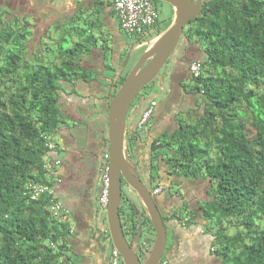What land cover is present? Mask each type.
Segmentation results:
<instances>
[{
    "label": "trees",
    "instance_id": "1",
    "mask_svg": "<svg viewBox=\"0 0 264 264\" xmlns=\"http://www.w3.org/2000/svg\"><path fill=\"white\" fill-rule=\"evenodd\" d=\"M12 1H0V9L5 8L0 18L7 19L0 20V264H81L83 245L89 244L90 230L99 220L98 235L101 240L104 236L111 240L105 231L106 207L102 203L97 207L93 199L96 188L100 199L105 187L108 139L104 145L98 143L97 131L91 128L86 112L75 117L78 122L70 127L78 143L63 148L64 158L59 157V148L51 147L50 139L58 137L60 128L67 124L61 105L67 84L86 86L85 95L74 91L71 96L72 111L73 106L79 108L82 104V109L94 110L87 102H97L102 86L109 89L110 96L115 94L127 76L123 74V46L119 43L115 47L113 37L114 45L110 47V34L96 37L79 25L80 17L88 12L85 20L90 27H108L100 17L105 0H78L69 13L66 4H56L54 0H22L17 6L21 9ZM203 3L201 14L185 27L182 36L193 48V61L201 60V73L194 76L191 71L189 75L184 72L178 76L182 78L175 77L174 85L164 89L170 94L173 88L179 94L183 90L191 94L196 109L180 110L190 116L187 120L178 117L174 107L166 108L168 113L162 114L165 100L159 103L157 118L162 115L164 123L169 120L168 125L175 122V126L161 123L163 128L153 140V157L167 160L168 195L177 196L179 189L172 193L171 185H180L179 179L194 182L203 178L209 181L212 196L205 200L198 197L196 206L184 201L180 206L166 207L168 214L163 215L166 225L170 220L184 222L183 217L193 223L203 220L206 232L213 234L214 253L221 264H264V0ZM71 22L78 23L80 39L67 47L61 42L60 52L46 63L33 62L40 57L37 53L30 55L39 25L44 24L45 32L38 36V42L48 36L53 23L64 28ZM155 25L154 30L162 32ZM68 32L62 30V41L68 42L64 35ZM147 33L153 34L149 30ZM100 39L103 46L99 48ZM87 53L102 67L84 68L82 55ZM109 53L112 61L109 59L111 64L105 67ZM188 76L194 88H185L182 83ZM177 91L173 96H179ZM148 104L141 100L133 103L132 110L136 116L140 114L137 120H141ZM136 122L127 133L129 143L141 130ZM82 137L90 143L88 149L84 146L87 144L80 146ZM84 160L88 163L84 164ZM62 168H66L65 176ZM158 169L159 165L153 164L151 178L157 185L162 178ZM65 181L70 200L79 197L71 208L56 192L57 184ZM36 186H45L48 191L34 199ZM129 198L127 193L120 215L129 232L138 236L133 247L145 262L154 240L149 230L139 236L138 229L140 220L142 227L150 220L142 214L145 208L134 206ZM56 204L63 209L54 211ZM77 216H82L80 221ZM83 219L87 220L84 228ZM162 260L170 264L167 255Z\"/></svg>",
    "mask_w": 264,
    "mask_h": 264
},
{
    "label": "water",
    "instance_id": "2",
    "mask_svg": "<svg viewBox=\"0 0 264 264\" xmlns=\"http://www.w3.org/2000/svg\"><path fill=\"white\" fill-rule=\"evenodd\" d=\"M163 1L173 5L175 17L170 26L158 34L149 45L139 62L126 76L115 94L111 95L109 99V194L105 212L110 239L113 247L119 252L124 264H159L166 254L168 243V231L163 213L154 200L153 193L148 189L129 157L127 149L128 115L137 95L144 87L157 78L162 68L177 49L185 27L191 21L198 18L204 7L202 0ZM178 85L181 88L183 87L179 82ZM177 93L179 94L178 91ZM139 121L140 117L137 122ZM123 180L140 196L146 215L155 230V242L145 262H142L124 232L120 215L123 199ZM138 234L139 236L142 235V229H139Z\"/></svg>",
    "mask_w": 264,
    "mask_h": 264
},
{
    "label": "rangeland",
    "instance_id": "3",
    "mask_svg": "<svg viewBox=\"0 0 264 264\" xmlns=\"http://www.w3.org/2000/svg\"><path fill=\"white\" fill-rule=\"evenodd\" d=\"M21 1L22 0H14L12 2L16 3V7L17 6L19 7L20 6L19 3H21ZM152 1L155 4V6L157 8V11H158V13H157V22H156L155 27H157L158 30H161L163 32L170 26V24L172 22V19H173V16H174V7L170 3L166 2V1H163V0H152ZM22 6H24V5H22ZM18 9H21V7L18 8ZM1 11H5V8L0 9V13H1ZM7 12L8 11H6V13ZM16 13H18V12H16ZM87 14H88V12H86L85 15L83 14V16L80 17L79 25H80V27H82V29H87L88 31H90L89 34H93L96 37H101V35H105V34H110L111 35V32L109 31L108 27H106L104 25L103 26L90 27V24H87V22L85 20L88 17ZM96 17H97V14L95 16H92L91 19H89V20L95 19ZM0 20L1 21H5L7 19L5 17H1ZM77 24H75L74 22H71L68 25H66V27H64L67 31H69L68 33H66L64 35L67 37V41L70 42V44L68 42H66V41H62L61 40V37L63 35L62 30L64 28L61 27L60 24H56V23H53L51 25V28L49 30L48 36H44L43 39L40 42H38V36L45 32L44 24H40L39 27H38V30H37V34L34 37V39L32 40V42H31V47L33 49H30L32 51L30 55H32L33 53H37L40 57L35 58L33 62L39 61V62L46 63V62L50 61L51 59H53V57H55L56 53L58 54L60 52L59 48H60V43L61 42H63L64 46L67 47L68 45H72V43L74 41L79 40L80 36H79V34H77L79 29H76V27L77 26L79 27V25H77ZM149 31L153 32V34L151 35V38H148L145 42L142 39H138L137 37L128 36L124 32L128 36V38H126L127 47L124 50V53L122 55L123 63L126 62L125 63L126 67H125L124 72H123L124 75L125 74L128 75L130 73V71L135 67V65L139 62V60L141 59V57L145 53L148 45L151 44L154 41V39L159 34L158 32H156V29L154 30V27L149 29ZM149 34H150V32H149ZM107 37H109V35H107ZM109 45H110V42H109ZM98 46H99V48L103 46L101 39L98 42ZM179 48H180V44L178 45L177 49L175 50V54H177V52L179 51ZM100 51H102V50H100ZM110 54L112 55V53H109L107 55L108 59L106 61L105 67H109V65L111 64L110 61H109V59L112 61ZM172 59L173 58L169 59L167 64L162 68V70L159 73V75L157 76V78L152 83H150L149 85H147L146 87H144L142 89V91L137 95V98L135 99L134 103H137L139 100H141V102H147V101H149L151 99H156L159 103H161L163 101L164 96H165L164 93L162 92V89L164 88L163 82L165 80L166 81L165 84H167V85L172 83V79L169 80V79L166 78L167 74L171 70V65L172 64L170 62H172ZM83 64H84V67H89L91 65L90 63L87 64L86 62H83ZM101 67H102L101 63L97 61V63H94L93 69L98 70ZM92 75H98V74H92ZM184 82H185L184 84H187L189 88H194V86H193L194 81H193L192 77L190 78L189 82H187V80H185ZM181 102L178 105L174 104L173 105L174 106L173 109H176L177 112L179 111V113H178L179 116L177 115L178 117H183V118L185 117L188 120L190 116L187 113H185L184 111H180V110H188V109H192V108L196 109V105L191 100H189L188 102L186 101L183 104H181ZM92 109L93 108H91L90 111ZM132 109L133 108L131 107V110H130L129 115H128V123L131 122V118L134 115ZM79 114H82L80 109H76L73 112L67 111L66 114H64L65 117L66 116L68 117L66 125L70 126V127L72 125H74L73 124L74 123V118L77 117ZM93 114L94 113H91L90 115L87 116V118L88 119H92L93 118ZM168 122H169V120H166L165 123H164V121H162V123H164V126L166 124L168 125ZM168 126H170V127L171 126H175V122L174 123H170ZM86 128H87V125H84L83 129H86ZM73 130H74V128H73ZM131 130H132V128H131ZM142 136H143V131L142 130H138L137 137L139 138V137H142ZM50 140H52L51 141V147L59 148V157L60 158H64L66 156V152H65V150L62 149L61 141L59 140V138L57 136H55V137H52V139H50ZM81 144H87V145H84V146H87V149H88V144H90V143L84 137H82L80 139V146H81ZM91 145L95 147L94 144H91ZM76 149H80V148H75V150ZM83 151L85 153H88L86 149H84ZM51 154L53 156H56L52 152H51ZM154 155H155V153H152V156H154ZM147 157H148V159H152V162H153V164L155 166H156V164H160V160H158L156 157H152L151 158L148 154H147ZM83 162H84V164L88 163V162H85V160ZM84 164H82L81 167H83ZM50 166L51 165H49V167ZM105 174H106V171H105V173L103 175V181H104ZM165 181H166L165 183L168 184V180H165ZM153 185L154 186L157 185L156 184V179H155V181H153ZM208 185H209V181H206L203 178H201L199 181H194L192 184H190L189 187L191 188V191L187 194V191H186L185 188H184V191H182L181 188H178L179 185L172 184L171 185V187H172L171 188V192L175 193L176 189H180L181 190V194L179 192V194H177V197H175L172 202H169V199H168V196H167L168 195V191L166 190L165 191V195H166L165 204L167 206H164V207L162 206L163 205V198H162L163 195H161V196L156 195L155 196V200H156V203H158V206L160 207V209L163 208L164 214H168V209H165V208L169 207L170 204H174V205H171V206H180V205H182V203H183L182 201H184V200L180 199V197H184L185 196V199L188 200L186 202H188L189 204H193V206H196L197 205V201H198V197H196V194H203L204 195L205 194V190L208 188ZM163 186L164 185L161 184L158 188H163ZM158 188H156L155 191H159ZM125 190H126V194L129 193V190L127 188H125ZM211 194H212V190H211V187H209V192L207 193V196H209ZM101 198H102V196H101ZM101 198L99 199V191L96 188L95 194L93 196L95 205L98 202H99L98 204L102 203V199ZM136 199H139V197L137 195H136ZM140 209H142V208H140ZM185 212H187V211H185ZM70 217H71L70 218L71 224L75 225L73 217L72 216H70ZM183 219H184L185 223H188V222L191 221L190 218H184L183 217ZM180 221H182V219H178V222H180ZM201 221H203V220H201ZM96 222H97V220H96ZM105 222H106V225H107V219H106ZM201 227H202V225H201ZM203 227L206 228V224H204ZM100 229H101V221L99 220L98 221V225L91 228L90 233H89V239H92V238H96L97 239L98 238L97 237L98 234H100V231H98V230H100ZM144 231L147 233L148 232V228H144ZM151 231H152V229L150 230V232ZM167 231H168V248H169V246L171 245L172 239H173V230L171 229V226L168 223H167ZM151 234L152 233H150V238H151V241H152V240H154V238H153V234L152 235ZM95 241L96 240L94 239V241L89 242V245L87 246V250H92L93 249L94 245L96 244ZM111 243L112 242H109V244H107L108 245V247H107L106 243L103 241L102 245L100 246V252L102 253V255L99 256L100 264H111V254H110V250L108 251L109 247L111 246ZM151 247L153 248V241H152ZM151 249H150V251H151ZM83 250L86 251V249H83ZM92 251H90V252H92ZM165 256H166V254H165ZM165 256H164V258H165ZM94 259H95V263H96L97 260H98V257L96 256V257H94ZM120 264H124V262H122V260H121Z\"/></svg>",
    "mask_w": 264,
    "mask_h": 264
},
{
    "label": "crops",
    "instance_id": "4",
    "mask_svg": "<svg viewBox=\"0 0 264 264\" xmlns=\"http://www.w3.org/2000/svg\"><path fill=\"white\" fill-rule=\"evenodd\" d=\"M56 4H66V10L69 13L71 8L74 7V5L77 3L78 0H54ZM110 6L107 7V2L105 0V4L102 5L101 9V20L102 22H105V25L108 26L112 30L111 36L109 35L110 39V47H113L114 44L115 47H118L119 43L122 44L123 46V52L125 48L127 47V40L128 36L124 33V31L121 29L118 18L116 17L115 10L113 3L111 0H108ZM175 17V11H174V16ZM173 20V19H172ZM114 37V44L112 42V38ZM98 51V50H97ZM99 56V54H98ZM83 62H86L87 64H91L89 67H84L88 70H95L93 69L94 65L92 66V58L93 55L91 54H86L82 55ZM95 63H97L96 59L94 58ZM168 85H166L164 88L166 89ZM86 86L85 85H79L78 87L76 85L72 84H67L66 85V93L63 94L62 98V106H63V111H71L73 112L70 108L72 107V104H70L71 100H74L71 96H73L74 91H77L81 93V95L86 94ZM102 89V95L99 96L97 102L95 104H90L87 102L88 105L93 106L94 110H85L82 109L84 104H82V107L77 108V106H73V108L76 110L80 109L82 113L86 112L87 115L89 113H98V115H94L93 118L91 119V128L94 129L96 132V138L99 140L101 143L104 145V142L107 141L108 139V108H109V89L107 87H101ZM167 91V90H166ZM165 91V92H166ZM190 98V95H187ZM66 101H68L66 105ZM98 103V104H97ZM74 121L78 122V120ZM79 119V118H78ZM89 120L88 118H86ZM133 120V116L131 118ZM164 120V117L161 115L160 117L157 118V123H156V130L154 133L158 132L160 133V130L163 128V125L161 124L162 121ZM134 124V123H133ZM96 129V130H95ZM58 138L61 141V147L62 149L68 145H75L78 142L74 139L73 131L70 129V126H67L66 124L60 128L58 131ZM92 135V133H91ZM74 139V142H72ZM142 140L143 137H141ZM106 147L108 148L107 144ZM139 148V147H138ZM142 148V147H141ZM75 149V148H74ZM101 149H105V147H101ZM139 150H141L139 148ZM143 151V149L141 150ZM56 155V153H54ZM55 157V156H54ZM70 161V159L68 160ZM62 172L64 176L67 174L66 168H62ZM56 192L60 198H62L64 204L71 208V204L75 205V203L79 200V197L76 196L73 199L70 200V190L66 188V181L64 183H59L56 186ZM169 202H172L173 199L175 198L173 195L169 194L168 195ZM177 197V196H176ZM181 199V198H180ZM184 201H188L186 199H182ZM182 201V202H184ZM164 202V199H163ZM99 203V202H98ZM98 203L96 204L97 207H99ZM183 204V203H182ZM170 204L169 207H172ZM193 206V204H191ZM76 206V205H75ZM73 207V206H72ZM171 212V209L169 210ZM85 214V211L83 212ZM78 217V216H77ZM82 218V216H79ZM78 217V220L80 221V218ZM93 217V216H92ZM91 219V216H90ZM84 220V219H83ZM89 222V221H88ZM170 224L171 229L173 230V239L171 242V245L169 248L166 249V255L168 257V260L170 261V264H221L220 259L218 256L214 253L213 249V234L207 233L205 230V227H203L204 223L203 221H196V222H178V220H170L168 222ZM87 225V220H84V222H81V227H85ZM202 225V227H201ZM107 233L109 232L107 229L105 230ZM98 238H92L89 239V241H95V245L92 250H87V246L89 245L88 243L83 245L84 251L82 249V255L84 256V260L81 264H100L99 262V256L102 255L100 252V246L102 245L103 241L107 244L109 242H112L111 240L109 241L107 237H103L101 240V235L97 236ZM112 244V243H111ZM168 246V243H167ZM108 247V245H107ZM112 245L109 247L108 251L111 250ZM92 251V252H90ZM98 257L97 262L95 263L94 257ZM107 263V262H106ZM112 264V261H111Z\"/></svg>",
    "mask_w": 264,
    "mask_h": 264
},
{
    "label": "flooded vegetation",
    "instance_id": "5",
    "mask_svg": "<svg viewBox=\"0 0 264 264\" xmlns=\"http://www.w3.org/2000/svg\"><path fill=\"white\" fill-rule=\"evenodd\" d=\"M0 1H3V0H0ZM179 44H180L179 51L177 52V54H175V52H174V54L171 57V58H173L172 62H170L172 64L171 70L167 74V77H166L169 80L172 79V85H174V83L176 82L175 77H178L180 75H185L184 72H186V74L189 75L190 65H191L193 58H194V51L192 50L193 48L191 47V44L186 43L182 39H181ZM173 78H175V79H173ZM178 78L180 79L182 77H178ZM190 78H191L190 76L187 77V79H186L187 82H189ZM184 81L185 80L182 81L183 84L185 83ZM165 83H166V81L164 80L163 86L165 85ZM184 86H185V88H188L187 84H184ZM163 89H162V92H163ZM177 90L178 89L173 88L171 90V94L168 91L165 92V96H164V100H165V102H164L165 107L164 108H165V110L162 112V114H164L167 111L166 108L167 109L173 108L174 104L178 105V104H180L181 101H182L181 104L185 103L186 101L188 102L189 100L193 101V103H194V99H193L192 95L187 93L184 90L182 91V93L178 97L173 96V94H175L176 93L175 91H177ZM187 95H190V98ZM172 100H174V102H172ZM159 106H160V104L158 102V105H156L153 115L148 119L146 125H144L143 127H140V126L137 127L143 131L142 137L144 140H142L141 137L138 138L134 134L132 141H130V143L127 140V142H128L127 149H128L130 160H131L132 164L134 165V168L140 174L142 180H144L148 189L153 193L154 200H155L156 195H158V196L163 195L162 198L164 199V202H163L162 206L164 207V206H167L165 204V202H166L165 191L166 190L168 191V187H167V184L165 183L166 182L165 180H168V177L170 176V174L168 173L169 171L166 170L167 160L164 157H162L160 159V164H158L159 165L158 171H159V174L162 178L160 179L159 185L154 186L152 178H151V170L153 167V162H152V159H148V157H147V154L151 157L152 153H156L154 151V148H153V140L156 136H158V135H155L156 133H154V132L156 130V123H157V115L155 112L158 110ZM132 111L134 113V116H133V120L131 119V122L128 123V131H130L131 128L132 129L134 128L133 123L135 121H137V117L140 115L139 114L136 116L135 111L134 110H132ZM167 113H168V111H167ZM160 132H161V130H160ZM146 133H150L151 135L148 136V134H146ZM138 147L141 150L143 149V151L139 150ZM164 149H165V147H164ZM169 167H171V166L169 165ZM178 182L181 183L178 188H181L182 191H184V188L186 189L187 194L191 191V188L189 186L193 182H188L185 179H183V180L179 179ZM161 184L164 185L163 188H158ZM209 187L210 186L208 185V188L205 190L204 195L203 194H196V197L202 198V200H205L204 199L205 197H206V199H208L209 196H207V193L209 192ZM122 188H123V195H124V197L122 199V204L125 201V199H124L126 196L125 188H127L129 190V193H128V195L130 197L129 200L132 202V204H134V206L142 208L141 210H143L144 205L140 199V196L137 194V192L133 188H131L127 184V182L125 180H123ZM156 188H158L159 191H155ZM179 192L181 194L180 189H179V191L177 190V194H179ZM136 195L139 197L140 200L136 199ZM184 198H185V196H184ZM181 199H183V197ZM162 213H164V212L162 211ZM142 214L146 215V212L143 210ZM140 221H141V225H140L139 229H142V233H143L144 228H148L149 232L152 229V231L150 233H154L153 238L155 240V230H154L153 226L150 227V225H149L150 223H146V226L142 227V220H140ZM122 224H123L125 235H126L128 241L130 242V244L133 246L135 243V240H136V238H138V236H135L129 232V227L127 225V222L122 220ZM147 224H148V227H147ZM139 229H138V231H139Z\"/></svg>",
    "mask_w": 264,
    "mask_h": 264
},
{
    "label": "built area",
    "instance_id": "6",
    "mask_svg": "<svg viewBox=\"0 0 264 264\" xmlns=\"http://www.w3.org/2000/svg\"><path fill=\"white\" fill-rule=\"evenodd\" d=\"M114 6L116 17L118 18L121 29L131 37L141 36L143 37L149 29H151L157 22V8L152 0H111ZM202 63L200 61H194L191 65V71L194 76H198L201 73ZM157 105L156 100H151L144 110L139 126L143 127L147 124L148 119L153 115L155 107ZM108 158L109 155L107 154ZM109 165L106 169L104 177V190L102 193V205L107 206L108 203V184H109ZM48 191L45 186H36L34 188L33 198H37L39 194L46 193ZM52 209L58 212L63 209L62 205H54ZM68 210H66V213ZM112 263L120 264L121 257L119 252L113 248L112 251ZM159 264H169L167 260H162Z\"/></svg>",
    "mask_w": 264,
    "mask_h": 264
},
{
    "label": "clouds",
    "instance_id": "7",
    "mask_svg": "<svg viewBox=\"0 0 264 264\" xmlns=\"http://www.w3.org/2000/svg\"><path fill=\"white\" fill-rule=\"evenodd\" d=\"M160 33H161V32H160ZM160 33H159V34H160ZM144 37H146V38H144ZM143 38H144V39H142V40L145 42L148 38H151V35H149L148 33H146V34L143 36ZM149 45H150V44H149ZM149 45H148V47H149ZM148 47H147V48H148ZM195 61H200V62H201V60H195ZM193 62H194V61H193ZM193 62H192V63H193ZM192 63H191V65H192ZM191 65H190V71H191ZM191 73H192V71H191ZM192 74H193V73H192ZM166 85H167V84H165L164 87H165ZM164 89H165V88H164ZM164 89H163V93L165 94ZM152 100H156V99H152ZM156 101H157V100H156ZM149 102H150V100H149ZM157 105H158V101H157ZM163 216H164V215H163ZM120 257H121V256H120Z\"/></svg>",
    "mask_w": 264,
    "mask_h": 264
}]
</instances>
